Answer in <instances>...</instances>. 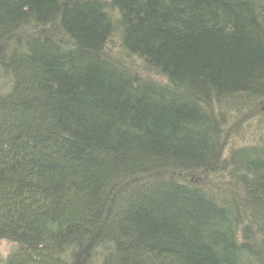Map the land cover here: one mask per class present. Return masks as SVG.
<instances>
[{"label": "trees", "instance_id": "16d2710c", "mask_svg": "<svg viewBox=\"0 0 264 264\" xmlns=\"http://www.w3.org/2000/svg\"><path fill=\"white\" fill-rule=\"evenodd\" d=\"M263 105L264 0H0L5 264H264Z\"/></svg>", "mask_w": 264, "mask_h": 264}, {"label": "rangeland", "instance_id": "374dc122", "mask_svg": "<svg viewBox=\"0 0 264 264\" xmlns=\"http://www.w3.org/2000/svg\"><path fill=\"white\" fill-rule=\"evenodd\" d=\"M263 111H264V105L262 107V112ZM261 116H262L261 113H258V114L255 113L252 116V118L253 117L256 118L255 120H253V122H255V125H256L257 121L259 120V118ZM251 119H249V122H250ZM249 122H245V121L240 122L241 123V126H242L241 131L245 130V132H247L246 135H245L246 138L243 137L244 134H243V136H240V134H235L236 132H233L234 134L232 135V138L229 139L228 145L226 147V149L228 151L230 149H232L231 148L232 146L243 145V143H246V142L250 143V142L254 141L255 138L260 137L259 135L262 132L258 133L255 130L256 128H258V126L251 127L249 125ZM238 123L239 122H237V124ZM249 133H251V135L248 137V134ZM257 140L258 139H256L255 141H257ZM212 182H213L214 186H217L218 187L220 185V183L218 184V182L215 179ZM14 247H15L14 244L11 243V242H9V241H7V240L0 242V260H1V263H3V264L6 263V260L8 258L7 256L12 252V250L14 249Z\"/></svg>", "mask_w": 264, "mask_h": 264}]
</instances>
